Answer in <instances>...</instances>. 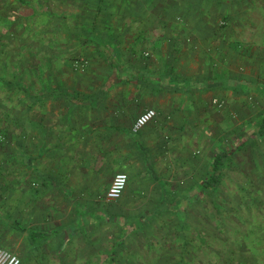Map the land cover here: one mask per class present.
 <instances>
[{
    "label": "crops",
    "instance_id": "crops-1",
    "mask_svg": "<svg viewBox=\"0 0 264 264\" xmlns=\"http://www.w3.org/2000/svg\"><path fill=\"white\" fill-rule=\"evenodd\" d=\"M187 4L0 0V81L4 74L24 73L28 92L19 80L28 144L17 149L23 161L12 177L0 166V244L27 264L50 260L32 253L57 235L64 249L93 240L86 226L99 219L103 209L96 203L117 172L127 175L126 201L141 199L147 187L165 201L179 191L173 187L182 178L199 183L213 155L206 93L264 91V82L239 71L237 49L228 60L229 47L239 41L196 37V21L186 29L177 25L178 11L195 10ZM81 57L88 63L75 66ZM201 57L223 63L221 69L209 73ZM146 108L156 116L132 132L134 118ZM237 131L230 133L236 142ZM7 186L11 202L2 196ZM150 211L147 216L156 215ZM47 216L51 224L41 226L37 219ZM32 231L51 237L34 249Z\"/></svg>",
    "mask_w": 264,
    "mask_h": 264
},
{
    "label": "rangeland",
    "instance_id": "rangeland-1",
    "mask_svg": "<svg viewBox=\"0 0 264 264\" xmlns=\"http://www.w3.org/2000/svg\"><path fill=\"white\" fill-rule=\"evenodd\" d=\"M159 1L179 7L193 4L194 11H178L177 25H185L186 29L187 22L191 25L196 21V37L207 36L218 42L224 37L226 40L232 38L231 42L239 41L240 47H237L238 44L229 47L231 54L228 60H232L237 49L239 71L243 70L252 79L264 82V0ZM81 58L83 65L88 63L84 57ZM203 60L204 68L207 67L209 73L219 71L223 64L212 58ZM8 68L17 67L9 63ZM26 78L24 73L11 72L2 75L4 83L2 79L0 81V166L5 167L8 178L22 165L23 160L18 161L17 149H24V146L26 149L28 144L27 101L22 92L20 100L24 102L17 100V93H20L17 83L20 80L23 85ZM206 97L212 116L213 153L220 138L224 136L228 144L236 142L230 133H235L237 129L240 131L243 126L246 129L249 126L244 124L246 120L255 119L264 112V95L257 90L237 91L234 97L211 90ZM236 140L238 142L239 139ZM227 169L222 187L211 196L199 198L190 190L189 199L192 201L182 214L183 220L185 217L182 222L184 226L179 224L177 213L171 211L155 190L152 193L147 187L148 194H144V197L126 201L124 196L122 198L124 190L118 196L107 195L109 182L99 196V203H96L98 209H103L99 219L86 226L93 233L92 241L85 240L84 243L83 240L84 244L78 250L64 249L56 240L57 235L44 248L34 250L32 254L39 257L44 253L51 257L47 261L38 259L37 262L42 264H105L106 253L116 247L118 260L114 264H264V138H255L236 148ZM184 180L182 178L179 185L173 188L180 190L194 186L191 181ZM11 195V186L3 189L4 201L11 202ZM152 209L156 215L147 216ZM37 220L43 222L41 226L50 225L52 217ZM120 239L123 244L117 245ZM185 240L189 253H181V242ZM0 248L10 251L1 244ZM17 257L19 264L29 263Z\"/></svg>",
    "mask_w": 264,
    "mask_h": 264
},
{
    "label": "trees",
    "instance_id": "trees-1",
    "mask_svg": "<svg viewBox=\"0 0 264 264\" xmlns=\"http://www.w3.org/2000/svg\"><path fill=\"white\" fill-rule=\"evenodd\" d=\"M80 61H84L82 58H79V60L74 61V65L79 63ZM19 87H23V91L25 92V95L28 96L26 85H22ZM243 92H246L244 89ZM262 93L264 91L262 90ZM249 126L246 129H242L240 131H237V138L239 139L238 142L234 143H227L225 142V139L222 140V144L220 148H216L212 155V159L210 162L209 170L206 173V176L203 177V179L197 183L196 185L189 187L188 189H180L177 191V193H174L172 196H170V199L167 200V197L164 196V200L166 201L167 205L170 206L171 211H175L177 213L178 222L180 225L184 226L182 222L183 216L182 214H185L186 206L190 203L189 199V192L194 191L197 197L200 198V196H211L212 194L216 193L223 185L227 166L229 161L231 160L232 154L234 153L236 148H240L250 142V140H254L255 138L257 140L264 138V112L257 117L255 120L248 123ZM191 190V191H190ZM185 216V215H184ZM51 235L48 234V232H41V231H32L30 233V241L29 244L32 248L36 249L40 246L44 245L46 243L47 239L50 238ZM123 241L120 239L117 242V245H122ZM187 246V240L181 242V253L188 252L189 249ZM116 247L112 248L108 253H106L107 262L105 264H114L118 257ZM120 264V262H117ZM174 264H178L177 262Z\"/></svg>",
    "mask_w": 264,
    "mask_h": 264
},
{
    "label": "built area",
    "instance_id": "built-area-1",
    "mask_svg": "<svg viewBox=\"0 0 264 264\" xmlns=\"http://www.w3.org/2000/svg\"><path fill=\"white\" fill-rule=\"evenodd\" d=\"M84 62V61H83ZM83 62H77L75 66L82 65ZM219 105V103H217ZM157 112L153 108H146L142 112H140L133 120L131 124V131L136 133L138 132L145 124H147L150 120H152L156 116ZM122 177L123 178V186L118 188L117 193H113L112 189L113 187L117 186V178ZM127 184V175L125 173L119 172L116 173L108 186L107 189V195L110 197L118 196L122 193L124 190L125 186ZM19 258L17 257L16 254L10 252L7 249L0 248V264H19Z\"/></svg>",
    "mask_w": 264,
    "mask_h": 264
},
{
    "label": "clouds",
    "instance_id": "clouds-1",
    "mask_svg": "<svg viewBox=\"0 0 264 264\" xmlns=\"http://www.w3.org/2000/svg\"><path fill=\"white\" fill-rule=\"evenodd\" d=\"M122 186H123V178L122 177H118L117 178V186L116 187H113L112 192L113 193H117L118 188H120Z\"/></svg>",
    "mask_w": 264,
    "mask_h": 264
},
{
    "label": "bare ground",
    "instance_id": "bare-ground-1",
    "mask_svg": "<svg viewBox=\"0 0 264 264\" xmlns=\"http://www.w3.org/2000/svg\"><path fill=\"white\" fill-rule=\"evenodd\" d=\"M85 241V240H84Z\"/></svg>",
    "mask_w": 264,
    "mask_h": 264
}]
</instances>
